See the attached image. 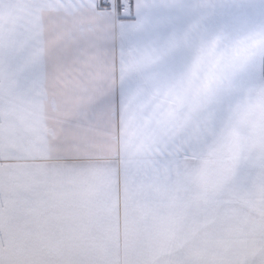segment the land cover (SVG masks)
Segmentation results:
<instances>
[{
  "label": "snow or ice",
  "instance_id": "snow-or-ice-1",
  "mask_svg": "<svg viewBox=\"0 0 264 264\" xmlns=\"http://www.w3.org/2000/svg\"><path fill=\"white\" fill-rule=\"evenodd\" d=\"M0 264H264V0H0Z\"/></svg>",
  "mask_w": 264,
  "mask_h": 264
}]
</instances>
